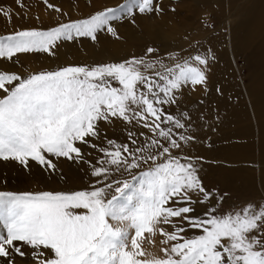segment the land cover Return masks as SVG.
I'll list each match as a JSON object with an SVG mask.
<instances>
[{
  "label": "snow or ice",
  "instance_id": "6c2138e0",
  "mask_svg": "<svg viewBox=\"0 0 264 264\" xmlns=\"http://www.w3.org/2000/svg\"><path fill=\"white\" fill-rule=\"evenodd\" d=\"M162 11L154 0H126L48 30L16 31L0 36V58L54 54L59 41H95L101 31L117 36L111 22ZM156 53L148 47L120 62L26 75L0 71V160L56 173L52 158H66L87 164L92 178L79 191L0 190V264H264V203L218 211L224 197L204 186L203 158L184 153L197 137L180 96L186 87L207 91L214 53L169 54L171 64ZM117 121L123 141L100 126ZM195 204L205 211L197 215Z\"/></svg>",
  "mask_w": 264,
  "mask_h": 264
},
{
  "label": "bare ground",
  "instance_id": "6f19581e",
  "mask_svg": "<svg viewBox=\"0 0 264 264\" xmlns=\"http://www.w3.org/2000/svg\"><path fill=\"white\" fill-rule=\"evenodd\" d=\"M194 1L196 2V0ZM207 1L200 2L203 5L200 12L205 9L209 10L207 12L213 10L218 13L225 12L224 0H214L213 3L205 7ZM231 1L229 8L231 7L232 10L237 7L238 3L243 1L244 3L240 6L241 13L237 12L239 22L225 34L221 31L219 34L215 33L216 35L206 37L203 26H201L198 33L189 36L183 28L177 29L174 26L170 28L168 22L159 31L154 30L155 26L135 25V31L130 33L128 38L139 42L143 48H156V54L163 57L165 64L172 63L168 59L169 54L187 57L196 51L203 53L211 50L214 53L215 60L210 64L208 72L207 91L203 86H196L195 89L186 87L180 96L179 109L192 113L195 122L194 134L197 137V142L192 143L190 148H185L184 153L203 158L199 162V175L203 184H207L205 186H208L210 190H217L218 194H228L229 198L243 200L241 202L251 200L259 205L264 203V0ZM12 17L13 14L8 16L5 21L9 20L11 23ZM180 20V25L190 28L191 23L187 20ZM11 32L13 31L11 30ZM202 40V45L197 47ZM104 47L102 45L95 53L93 50L91 56L94 57L99 52L105 51ZM113 49L114 57H118V59L132 57L133 52L136 51L129 45L120 44L113 46ZM139 50L140 48L136 51V57ZM239 55L247 58L246 62L251 68L250 84L244 93L236 87L241 82L238 79V72H232L231 63L233 62L229 60L230 56L232 58V56L238 57ZM54 57L53 59L61 64L68 57H72V54L68 53L62 57L54 54ZM0 71L13 72L6 65L0 66ZM232 73L233 75H231ZM230 75L234 77L233 80ZM2 94L0 92V95ZM245 98L248 100L246 101ZM170 110L175 113L177 107L172 106ZM200 115H203V120L198 119ZM100 126L109 138L119 141L126 139V132L123 131V125L120 122L117 121L111 126L101 123ZM229 128H235L237 131L235 134L231 131L223 132L224 129ZM213 135H217L219 139L216 138L215 151L207 149L204 145L205 138ZM79 146L85 153L92 151L85 145ZM224 152L233 157V161L239 162L240 165L235 168L228 164L225 166L214 165L213 159L217 155L226 156ZM96 155L98 154L93 152V156ZM88 159H92V157H88ZM9 161V163H5L4 160H0V190L32 192L30 187H26L27 182L47 173L33 161H29L28 169L19 163L16 165V161ZM53 162L56 164L57 170L62 173L61 180L66 182L65 192L85 190L89 187L92 178L88 172L87 164H79L66 158H61L58 161L53 160ZM249 169L251 175L248 173ZM240 196L243 199L237 198ZM223 197L225 196L223 195ZM145 247L159 254L157 248L147 244Z\"/></svg>",
  "mask_w": 264,
  "mask_h": 264
},
{
  "label": "rangeland",
  "instance_id": "374dc122",
  "mask_svg": "<svg viewBox=\"0 0 264 264\" xmlns=\"http://www.w3.org/2000/svg\"><path fill=\"white\" fill-rule=\"evenodd\" d=\"M202 1L205 0H196V2L194 0H154V5H159V7L163 9L162 12L138 14L135 16V23H132L128 17H122L117 21L111 22L112 26L116 29L117 36L109 34L107 31H101L97 33V38L95 41L88 37H80L72 41H59L57 46L53 49L54 54L60 55V57L65 56V54L68 53L72 54V57H68L67 60L61 64H58L56 60L53 59L55 58L54 54L50 55L48 53L31 52L17 54V56L11 61L0 58V66L6 65L11 68L14 73L26 75L32 72L54 70L57 67L70 65L80 66L120 62L125 59H130L131 56L119 59L118 57H114L113 46L117 44L124 46L129 45L130 48L136 49V51L140 48L138 54L139 57L143 56L146 52L147 48H143V46H141L142 44H139V42L132 41L130 38H128L130 37V33L135 31V25L141 27L144 25H151L153 27L155 26V31H159L166 23L169 22L168 25L170 28H173V26L177 29L183 28L189 34V36H193V34L196 32L198 33L200 31L199 28L203 26V32L207 35L206 37H209L216 35L215 33L219 34L221 31H223L225 34V32L231 30V28H233L237 22H239L240 19L237 17V12L239 11L241 13L240 6L243 5L244 1L238 3L237 7L232 10L231 7L229 8V5L232 1L224 0V13H218L214 10L212 12H207L209 11L207 9L200 12V8L203 7V5L200 3ZM213 1L214 0H208L205 3V7L213 3ZM125 2L126 0H0V36L10 35L16 31L27 29L48 30L50 28L57 27L60 24L86 19L97 11H103L107 8H118ZM49 5L52 7H49ZM173 8L175 11H172ZM56 9H59V11ZM3 12H10L13 14L14 19L12 17L11 23H9V20H7V22L5 21L7 17L2 14ZM200 16L201 18L199 19ZM180 19H183L184 21L187 20L189 23H191L190 28L180 25ZM11 30L13 32H11ZM200 42L198 43L197 47L202 45L203 40ZM102 45H104V48L108 50L105 49V51L102 53L99 52L96 56L92 57V51L95 50L94 53L99 51L98 49ZM136 51L133 52V56L135 57L137 55ZM233 57L234 56L231 58L230 56L229 58L230 62H233L231 63V69L233 73L238 72V79H240L241 82L236 87L238 90L244 93L250 84L251 68L247 64L248 62H246L247 58L244 56L242 57L239 55V58L237 56L234 58ZM233 73L231 75H233ZM231 75V80H233L234 77ZM245 100L247 101L248 99L245 98ZM230 131L235 134L237 130L235 128L223 130V132L226 133ZM216 138L218 139L217 135L206 137V142L204 143L205 147L209 150L215 151L216 146L214 144L217 142ZM190 147L188 146L186 148L188 149ZM224 155L226 156L220 157L217 155L216 158L213 159V164L218 166H225L228 164L230 166L232 165V168L240 165L239 162L236 163V161H233V157L228 156L225 152ZM52 159L58 161L61 158L57 159L53 157ZM9 162V160L5 161V163ZM16 165H18V162ZM250 171L251 170L249 169L248 173L251 175ZM61 174L62 173L59 170H57L56 173L47 172L43 176L29 180L26 187H30L32 192L61 190L65 192L64 189L66 187V182L61 180ZM24 181L26 183V180ZM205 187L206 189L210 190L208 186ZM215 191L218 194V191ZM218 195L225 196L224 201H221L218 206V211L222 212H227L234 206L239 207L248 202L256 204V202L251 200L241 202L243 200H236L232 197L229 198V195L224 193ZM241 196L237 198L243 199ZM215 203L216 201H213V204ZM193 207L196 210V214L203 213L205 211V206L202 204H195ZM193 234H199L198 230H189L188 235L191 236Z\"/></svg>",
  "mask_w": 264,
  "mask_h": 264
}]
</instances>
